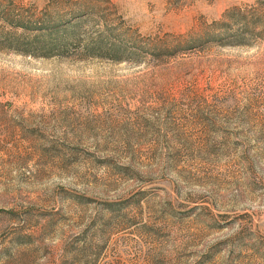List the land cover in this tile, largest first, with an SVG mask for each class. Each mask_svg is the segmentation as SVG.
<instances>
[{
	"label": "rangeland",
	"instance_id": "374dc122",
	"mask_svg": "<svg viewBox=\"0 0 264 264\" xmlns=\"http://www.w3.org/2000/svg\"><path fill=\"white\" fill-rule=\"evenodd\" d=\"M0 264H264V0H0Z\"/></svg>",
	"mask_w": 264,
	"mask_h": 264
}]
</instances>
